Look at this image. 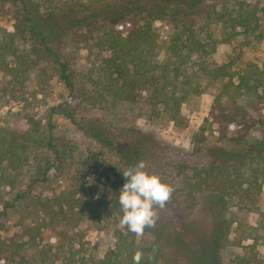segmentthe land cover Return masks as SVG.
<instances>
[{"label": "trees", "instance_id": "16d2710c", "mask_svg": "<svg viewBox=\"0 0 264 264\" xmlns=\"http://www.w3.org/2000/svg\"><path fill=\"white\" fill-rule=\"evenodd\" d=\"M202 1L60 0L51 7L44 0H0V5L16 9L13 29L0 40V67L12 76L24 72L26 68L20 69L19 65L26 58L17 52L15 44L24 38L36 43L37 52L46 53L54 62L58 79L71 95L64 102V115L100 148L117 156L122 167L121 186L125 182L122 172L143 160L146 171L157 174L188 203H194L199 194L206 195L213 214L208 228L192 221L172 233L167 222L158 220L154 227L144 230L152 235L147 245H140L127 228H117L111 246L102 256L85 257L77 249L62 256L63 243L49 238L56 246L54 251L45 244L36 258H28L18 255L0 234V264H134L132 257L137 250L144 253L140 264H201L204 255L216 262L218 247L230 242V224L222 213L231 205L246 207L264 185V138L251 145L232 127L209 136H202L201 130L193 136L191 153L180 151L176 157L134 127L126 138L116 141L95 121L77 116L85 106L113 112L121 103L134 101L144 92L150 114L175 120L181 105L192 102L208 83L225 76L230 81V62H214V42L198 37L196 30L187 25H179L177 7L171 6L190 10ZM215 16L222 40L236 27L246 36L256 29L255 10L243 2ZM160 45L166 52L162 60L157 58ZM81 50L85 51L83 56ZM12 61L16 64L11 65ZM236 79L237 94L250 103L257 98L264 101V61L261 65L244 63ZM219 142L225 146L217 147ZM205 150L208 157L200 158ZM72 151L44 133L33 117L12 127L0 125V194L4 187L14 191L11 201L3 200L0 218L37 183L46 181L52 170L68 169L73 163ZM88 152L94 155L90 149ZM193 155L195 160L200 157L192 161L189 156ZM24 176L28 184L24 190H17ZM119 192L115 190L112 201L122 212ZM251 248L248 245L236 254L232 264H259Z\"/></svg>", "mask_w": 264, "mask_h": 264}, {"label": "rangeland", "instance_id": "374dc122", "mask_svg": "<svg viewBox=\"0 0 264 264\" xmlns=\"http://www.w3.org/2000/svg\"><path fill=\"white\" fill-rule=\"evenodd\" d=\"M44 1L47 6L54 7L60 0ZM241 2L254 8L256 29L246 36L240 27H236L222 40L215 14L235 8ZM171 6L177 7L179 25H187L196 30L198 37L214 42L211 53L214 62H230V81L229 76H225L208 83L192 102L181 105L180 116L175 120L165 115L150 114L144 92L134 101L121 103L113 112L85 106L77 116L95 121L116 141L126 138L134 127L168 154L174 152L176 157L180 151L191 153L193 136L201 130L202 136H209L232 127L251 145H257L264 138V101L257 98L250 103L236 93L234 84L244 63L261 65L264 61V0H203L190 10H181L176 4ZM15 13V7L0 5V40L13 29ZM15 45L17 52L26 58L24 63L18 64L19 68L26 69L12 76L9 70L0 67V125L12 127L28 117L35 118L44 133L60 146L72 148L73 163L64 171L52 170L46 181L37 183L24 198L4 210L0 218L1 237L10 248H15L18 255L28 258H36L38 250L45 244L54 251L56 246L49 238L63 243L62 256L72 249H77L85 257L89 254L102 256L111 246L115 230L126 228L120 224L122 212L114 207L112 201L115 190L122 189V167L115 154L100 148L64 115V102L71 95L58 79L56 65L51 58L46 53L37 52L39 46L25 38ZM80 54L83 56L85 51L81 50ZM165 56V49L160 45L157 58L162 60ZM10 64L16 63L12 61ZM76 68L79 69V65ZM218 144L217 147L225 146L223 142ZM88 148L94 152L93 156ZM194 156H189L190 160L196 161L200 157L195 160ZM201 156L207 158V150ZM27 184L28 177L24 176L16 189L24 190ZM13 195L11 188L2 189L0 209L3 200L11 201ZM205 198L206 195L199 194L190 204L182 194L173 192L163 208L155 207L156 221L167 222L170 233L192 221L208 228L213 214ZM222 215L230 224V242L218 247L216 262L204 255L200 259L201 264H232V258L241 254L248 245H252L258 263L264 264V185L246 207L231 205ZM134 236L140 245H147L152 240L149 232ZM158 264L165 263L161 261Z\"/></svg>", "mask_w": 264, "mask_h": 264}, {"label": "clouds", "instance_id": "9594fccd", "mask_svg": "<svg viewBox=\"0 0 264 264\" xmlns=\"http://www.w3.org/2000/svg\"><path fill=\"white\" fill-rule=\"evenodd\" d=\"M146 167L143 160H138L135 166L122 172L125 182L118 197L122 210L120 224L137 236H142L145 228L155 226L158 218L155 207L163 208L174 191L157 174L146 171ZM143 257V252H134V264H140Z\"/></svg>", "mask_w": 264, "mask_h": 264}]
</instances>
